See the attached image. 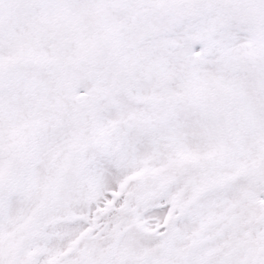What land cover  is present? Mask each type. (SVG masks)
Segmentation results:
<instances>
[{
    "label": "snow or ice",
    "instance_id": "obj_1",
    "mask_svg": "<svg viewBox=\"0 0 264 264\" xmlns=\"http://www.w3.org/2000/svg\"><path fill=\"white\" fill-rule=\"evenodd\" d=\"M0 264H264V0H0Z\"/></svg>",
    "mask_w": 264,
    "mask_h": 264
}]
</instances>
